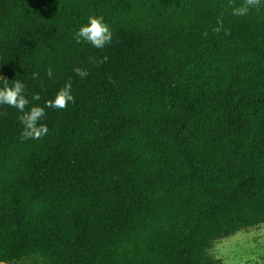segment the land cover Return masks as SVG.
Segmentation results:
<instances>
[{
    "label": "trees",
    "instance_id": "1",
    "mask_svg": "<svg viewBox=\"0 0 264 264\" xmlns=\"http://www.w3.org/2000/svg\"><path fill=\"white\" fill-rule=\"evenodd\" d=\"M242 3L0 0L3 76L32 105L69 81L75 97L40 140L0 106V264H208L264 224V0L233 16ZM90 16L104 49L74 39Z\"/></svg>",
    "mask_w": 264,
    "mask_h": 264
},
{
    "label": "clouds",
    "instance_id": "2",
    "mask_svg": "<svg viewBox=\"0 0 264 264\" xmlns=\"http://www.w3.org/2000/svg\"><path fill=\"white\" fill-rule=\"evenodd\" d=\"M262 0H243L239 6L231 5L232 15L236 17H244L253 9L258 10L261 7ZM213 32L219 34L221 31L225 35H230V30L224 27L222 18L217 19V27L212 29ZM207 36V33H204ZM74 39L77 43L86 42L97 49H104L110 45L113 39V32L109 25L105 22L103 16H90L85 25L81 26L75 33ZM90 63L103 64L107 62V57H103L99 61L90 58ZM76 75L86 78L89 75L87 69L76 67L73 69ZM48 78H52L53 71L49 67L45 73ZM32 79H39L38 73L32 74ZM25 84L20 80L9 81L0 75V106H8L16 109L21 115L19 121L22 125L20 138L22 141L29 139H43L49 129L47 124L43 123L47 113L46 109L55 108L64 110L68 105L75 103V97L72 94V83L67 82L55 95L54 99L45 101L43 106L32 105V101H39L40 95H32L31 101L25 94ZM32 105V106H30Z\"/></svg>",
    "mask_w": 264,
    "mask_h": 264
},
{
    "label": "rangeland",
    "instance_id": "3",
    "mask_svg": "<svg viewBox=\"0 0 264 264\" xmlns=\"http://www.w3.org/2000/svg\"><path fill=\"white\" fill-rule=\"evenodd\" d=\"M0 75L3 73L0 69ZM208 264H264V224L217 240L206 250ZM9 264H43L36 258Z\"/></svg>",
    "mask_w": 264,
    "mask_h": 264
}]
</instances>
